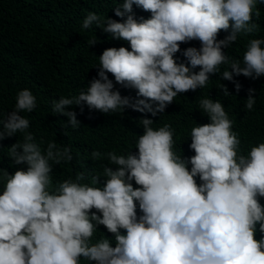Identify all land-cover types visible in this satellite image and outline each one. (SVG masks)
<instances>
[{"label":"clouds","instance_id":"9594fccd","mask_svg":"<svg viewBox=\"0 0 264 264\" xmlns=\"http://www.w3.org/2000/svg\"><path fill=\"white\" fill-rule=\"evenodd\" d=\"M258 4L264 0H123L113 8L122 22L88 12L82 29L95 24L112 39L127 41L131 50L104 49L98 78L78 95L53 101V112L66 116L73 129L80 122L66 109L74 105L104 114L130 108L155 117L178 95L205 87L221 65L229 66L223 80L264 77V39H250L242 61L223 50L241 34L257 31ZM133 5L150 18L135 19ZM221 31L228 35L218 40ZM194 40L200 47L184 49L186 62L178 63L180 45ZM108 73L116 84L137 90V98L114 90ZM254 92L248 90V111L256 104ZM36 107V97L22 89L15 109L0 113V140L23 133L8 155L26 166L11 174L0 168V264H81L82 259L89 264H264V142L244 154L220 101L200 99L209 122L191 129L190 157L176 151L171 124L153 129L148 118L140 120L138 151H93L94 159L104 156L116 166H102V186L101 175L92 176L91 185L81 183L85 172L53 185V165L73 156L69 146L58 147L56 141L46 148L36 142L28 131L30 120L21 115ZM99 225L113 235L115 246L105 236L93 242Z\"/></svg>","mask_w":264,"mask_h":264},{"label":"trees","instance_id":"16d2710c","mask_svg":"<svg viewBox=\"0 0 264 264\" xmlns=\"http://www.w3.org/2000/svg\"><path fill=\"white\" fill-rule=\"evenodd\" d=\"M123 0H0V113L6 114L15 109L16 95L22 89H29L36 97L37 107L31 112L21 115L30 120V128L37 143L46 148L49 141H56L57 146H69L73 159L69 163L61 162L53 165L52 179L55 186L57 181L68 178L73 180L79 172H85L86 179L81 183L91 185V177L101 175L100 186L103 184V165L115 170V165H108L109 161L102 156L94 159L93 151L105 154L115 151L118 155L138 151L135 146L138 136L143 134L140 120H153L152 127L157 129L164 124H171L176 141L178 154L184 157L194 155L190 150V132L197 124L208 123V117L199 107L202 98L220 101L233 120V131L239 134L241 149L244 154L255 146L264 142V89L258 87L264 77L256 79L243 75L234 76L233 81L221 79L222 72L228 65H221L220 72L212 75L208 84L196 91H189L178 95L174 102L167 106L165 112L153 117L150 113H140L130 108L123 113L104 114L96 110H89L87 105L70 106L66 111L76 113L80 126L73 129L68 124L66 116L54 113L52 103L61 96L71 97L86 90L88 83L97 77L99 55L109 47H126L127 41L112 39L93 24L88 29H82L83 19L88 12H95L101 16L122 22L116 17L113 8ZM259 18H253L258 29L251 35L241 34L237 40L227 48L226 55L241 60L248 41L253 38L264 39V4H258ZM134 18H150V13L133 5ZM227 32L221 31L217 39H223ZM96 39L97 43L89 46L88 41ZM187 47H200L199 41L181 44V51L175 54L177 62H186L182 52ZM195 69L194 71H198ZM114 90L121 96L136 99L133 88H124L116 84ZM240 84V90H235V83ZM221 85L227 87L231 95H225ZM255 89L253 95L256 104L252 111L244 105L242 96H248V90ZM23 141V133H16L12 137L0 140V168L9 174L25 165H16L8 155L9 147L16 142ZM180 148L182 153H180ZM190 168V165H189ZM99 186V185H95ZM133 186L136 185L133 182ZM0 183V191H2ZM264 204V198H261ZM95 211V210H93ZM141 213L138 210V215ZM93 242L105 236L113 241L114 237L104 226L99 225ZM124 234V230H121ZM260 234L257 233V239ZM81 264H89L81 260Z\"/></svg>","mask_w":264,"mask_h":264},{"label":"rangeland","instance_id":"374dc122","mask_svg":"<svg viewBox=\"0 0 264 264\" xmlns=\"http://www.w3.org/2000/svg\"><path fill=\"white\" fill-rule=\"evenodd\" d=\"M258 87L264 89V82L260 81V82L258 83ZM242 99H243V101H244V103H245V102H246V99H247V96H242Z\"/></svg>","mask_w":264,"mask_h":264}]
</instances>
